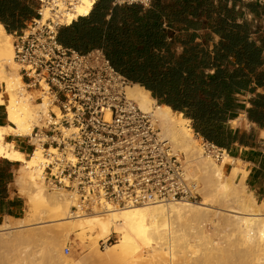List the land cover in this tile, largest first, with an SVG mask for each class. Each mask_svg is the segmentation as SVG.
I'll list each match as a JSON object with an SVG mask.
<instances>
[{
  "label": "trees",
  "instance_id": "trees-1",
  "mask_svg": "<svg viewBox=\"0 0 264 264\" xmlns=\"http://www.w3.org/2000/svg\"><path fill=\"white\" fill-rule=\"evenodd\" d=\"M99 0L91 13L59 29L58 40L80 53L102 49L129 83L191 120L196 135L229 155L251 160L254 131L234 130L242 110L264 129V4L244 0H152L150 7ZM232 3L230 4V2ZM38 0H0V23L21 33L37 18ZM248 14L255 19L250 20ZM256 94L243 103L241 95ZM241 157V158H242ZM0 162V214L13 183ZM264 198V155L247 180Z\"/></svg>",
  "mask_w": 264,
  "mask_h": 264
},
{
  "label": "built area",
  "instance_id": "built-area-1",
  "mask_svg": "<svg viewBox=\"0 0 264 264\" xmlns=\"http://www.w3.org/2000/svg\"><path fill=\"white\" fill-rule=\"evenodd\" d=\"M38 2L37 18L14 34V48L25 86L37 90L39 102L46 96L50 105L48 117L25 137L34 150L37 145L57 149L53 155L45 152L42 163L47 188L65 191L74 213H95L106 205L197 202L202 196L199 180L163 138L151 114L129 98L126 87L131 83L104 51L80 53L59 42V29L66 25L60 20L83 1ZM151 3L117 0L115 5L147 8ZM70 252L66 245L65 254Z\"/></svg>",
  "mask_w": 264,
  "mask_h": 264
},
{
  "label": "bare ground",
  "instance_id": "bare-ground-1",
  "mask_svg": "<svg viewBox=\"0 0 264 264\" xmlns=\"http://www.w3.org/2000/svg\"><path fill=\"white\" fill-rule=\"evenodd\" d=\"M75 13L64 15L60 20L70 25L79 17L88 16L95 0H82ZM46 20H43V23ZM13 35L0 23V106L5 107L8 124L0 125V161L20 163L16 178V191L27 197L30 217L17 219L12 224L4 218L0 222V246H12L15 241L29 234L23 229L37 222H57L66 237L73 233L86 245L88 259L98 261L107 258L114 264H140L145 259L144 252L150 253L147 264H175L176 260L187 262L192 248L198 251H215V241H205L200 231L207 225L228 234L238 248L246 252L255 264H264V201L258 202L242 184L237 183L240 168L226 172L231 159L224 153L220 163L205 155V150L196 139L191 120L183 114L175 113L170 106L161 105L150 91L140 84L127 85L126 92L139 108L151 114L164 139L168 140L175 152L186 156L187 169L194 175L193 164L201 178L203 199L200 202H166L149 206H129L118 208L106 205L95 213H74V206L65 191L50 192L41 176L45 152L56 154V148L45 149L42 145L31 155L15 148L9 137L29 136L42 120L48 117L49 101H37L25 87L20 74V66L15 61ZM4 93L8 101L4 100ZM248 175L245 172L244 177ZM184 224L188 231L178 229ZM16 230V231H14ZM16 232V233H14ZM116 234L118 240L100 249V242H107ZM53 252L57 248L53 246ZM28 251L26 248L25 252ZM93 255L98 258H93ZM35 258V257H34ZM52 258V254H42V261ZM85 258L74 264H84ZM35 263V260L32 261ZM66 264H70L65 262ZM145 263V262H144Z\"/></svg>",
  "mask_w": 264,
  "mask_h": 264
},
{
  "label": "rangeland",
  "instance_id": "rangeland-1",
  "mask_svg": "<svg viewBox=\"0 0 264 264\" xmlns=\"http://www.w3.org/2000/svg\"><path fill=\"white\" fill-rule=\"evenodd\" d=\"M264 1V0H258ZM13 35V44L17 37ZM26 87V86H25ZM27 88V87H26ZM31 94L38 96L37 90L28 89ZM0 92H3V88L0 84ZM9 97L4 93V100L8 101ZM242 100H248L247 97L242 98ZM8 124L7 114L4 106H0V125ZM192 126V123H191ZM232 129H244L251 130L252 125L249 123L245 113L239 116V119L232 123ZM197 140H199L201 146L205 150V155L210 156L211 159L220 163L222 160V154L218 150L208 147L206 142L196 133H194ZM264 138V135H262ZM261 138V137H260ZM8 141H14L15 148L20 149L27 155H31L34 151L33 147L28 143V139L25 137H9ZM183 158H186L184 153L178 152ZM224 155V154H223ZM231 159L226 165V172L231 173L235 167L240 168V173L237 178V183L242 184L250 191L253 196L257 199L258 202H263L264 200L258 198L250 189L246 183V177H244L245 172L248 171L250 165L246 164L242 160H238L234 156L229 155ZM219 157V159H218ZM7 160H1V163H5ZM11 167L14 172V180L11 184V188L14 194V210L12 211L13 216H2L0 214V222L2 219L7 218L12 227H17L19 221L17 219L21 218H31L30 217V205L28 203L27 197L19 194L16 191L15 178L20 167V163L11 162ZM199 165L194 162L193 170L196 175L191 174L195 177L201 178V174L196 171ZM201 188H203L202 183L200 182ZM49 190V189H48ZM50 191V190H49ZM52 192V191H50ZM203 199V195L197 201L200 202ZM179 230L187 232L188 229L184 224L178 227ZM29 234H26L23 239L15 241L12 246H0V264H33L32 261L35 260L34 264H74L78 260L85 258L84 264H114L107 258H99L98 261L93 259H88V252L86 250V245L81 241V239L73 233L71 236L66 237L64 232L60 229V224L57 222L47 221L42 224L37 222H32L31 225L20 229ZM16 231V230H14ZM200 236L207 239L205 241L212 240L215 241V251L208 252L204 250V247L200 246L198 251L195 248H192L189 252L188 261L176 260L175 264H255L252 261L246 252H244L241 247L238 248L236 243L231 240L228 234L224 233L221 230L215 229L210 225H207L204 229L199 230ZM16 233V232H14ZM118 240L116 234L112 235L107 242H100V249L105 250L107 245H111ZM69 245L71 252L69 255L65 254V247ZM57 248L56 252L52 251V247ZM26 248L28 251L25 252ZM50 253L52 258L49 260L42 261L39 257L42 254ZM150 253L147 250L144 252V260L140 264H147L148 257ZM35 257V258H34ZM93 258H98V256L93 255ZM145 262V263H144Z\"/></svg>",
  "mask_w": 264,
  "mask_h": 264
},
{
  "label": "crops",
  "instance_id": "crops-1",
  "mask_svg": "<svg viewBox=\"0 0 264 264\" xmlns=\"http://www.w3.org/2000/svg\"><path fill=\"white\" fill-rule=\"evenodd\" d=\"M99 1V0H98ZM97 1V2H98ZM164 1H166V2H173L174 0H164ZM220 1H222V0H216V2L217 3H219ZM244 1H246V2H259V3H261V4H264V1H258V0H244ZM232 3V1L230 2V4ZM96 4V3H95ZM114 6H115V3L113 4ZM122 6V5H121ZM248 18L250 19V20H253V19H255L254 18V16L253 15H251V14H248ZM78 20V19H77ZM77 20H75V21H77ZM263 24H264V21H261V25L263 26ZM71 25V24H70ZM63 26H69V25H63ZM62 26V27H63ZM64 46V45H63ZM262 93H264V90L263 89H258L257 90V92H256V94H262ZM256 94H250V93H245V94H242L240 97H241V100H242V98H244V97H247V99L248 100H242L243 101V103H245V104H247V107H249L250 106V104L248 103V101H249V99H251L252 97H255L256 96ZM245 113V115H246V117H247V119H248V114L246 113V111H244V110H242L241 112H240V114H239V116H241L242 114H244ZM239 116L235 119V120H233V121H231L230 122V126L232 125V123H234L236 120H238L239 119ZM248 121H249V119H248ZM249 123L252 125V128H251V130H245V131H248V132H250V131H254L255 132V135H256V142L259 144V148L257 149V150H253V153L251 154L252 156H251V160L249 161V160H247L246 158L247 157H244V155H243V157H242V153H243V151L244 150H246V149H244V148H241L240 149V154H239V156H241L240 158H238V157H235V158H237L238 160H242V161H244L246 164H248V165H250L249 166V168H248V176H247V178H246V183H247V180H248V178H249V176L252 174V170H253V168L256 166V163H257V161L260 159V158H262V156L264 155V138L262 137V135H264V129H260V128H258L257 127V125H255V124H252L250 121H249ZM231 128H232V126H231ZM239 130H244V129H239ZM261 137V138H260ZM250 187V186H249ZM259 186H257V185H254V188H253V190H251L258 198H260V199H262V200H264V198H261L260 197V193H258L259 191ZM251 189V188H250ZM8 192H9V197H8V199L6 200V202H5V213L2 215V216H13L12 214V211L14 210V194H13V190H12V188H11V185H9V188H8Z\"/></svg>",
  "mask_w": 264,
  "mask_h": 264
}]
</instances>
